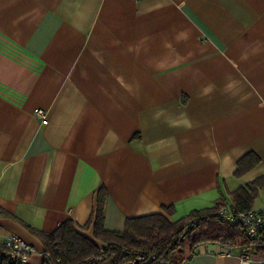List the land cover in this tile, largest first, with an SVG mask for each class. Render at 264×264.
Here are the masks:
<instances>
[{
    "label": "crops",
    "instance_id": "0c3cea01",
    "mask_svg": "<svg viewBox=\"0 0 264 264\" xmlns=\"http://www.w3.org/2000/svg\"><path fill=\"white\" fill-rule=\"evenodd\" d=\"M247 153L259 162L237 176ZM260 175L264 0H0V242L33 245L28 264L44 261L31 230L84 224L100 187L121 231L163 206L225 210ZM186 264L241 263L205 243Z\"/></svg>",
    "mask_w": 264,
    "mask_h": 264
},
{
    "label": "trees",
    "instance_id": "16d2710c",
    "mask_svg": "<svg viewBox=\"0 0 264 264\" xmlns=\"http://www.w3.org/2000/svg\"><path fill=\"white\" fill-rule=\"evenodd\" d=\"M259 162L247 153L237 161L240 176ZM264 189V175L229 193L231 204L225 210L245 211ZM106 191L97 190L95 206L87 221L79 225L71 219L59 223L51 233L31 230L43 244V264H186L200 244L212 243L250 255L264 254V229L254 236L245 233L240 223L229 222L220 212L226 205L221 198L213 206L193 209L170 221L172 206L162 213L126 218L121 231L104 227ZM92 227L93 240L80 231ZM0 264H28L0 255Z\"/></svg>",
    "mask_w": 264,
    "mask_h": 264
},
{
    "label": "built area",
    "instance_id": "2783aa9c",
    "mask_svg": "<svg viewBox=\"0 0 264 264\" xmlns=\"http://www.w3.org/2000/svg\"><path fill=\"white\" fill-rule=\"evenodd\" d=\"M34 114L43 123L46 122L45 111L35 108ZM221 217L229 222L240 223L245 233L254 236L258 231L264 229V209L251 208L245 211L222 210ZM36 252L33 245L26 242L22 237L11 234L0 242V255L14 261L27 263L29 257ZM241 264H250V254H239Z\"/></svg>",
    "mask_w": 264,
    "mask_h": 264
},
{
    "label": "rangeland",
    "instance_id": "374dc122",
    "mask_svg": "<svg viewBox=\"0 0 264 264\" xmlns=\"http://www.w3.org/2000/svg\"><path fill=\"white\" fill-rule=\"evenodd\" d=\"M255 204H256V201H255Z\"/></svg>",
    "mask_w": 264,
    "mask_h": 264
}]
</instances>
